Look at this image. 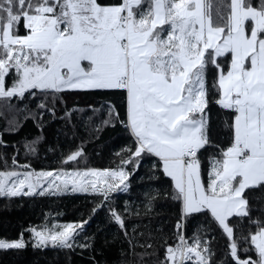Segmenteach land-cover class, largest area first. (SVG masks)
I'll return each instance as SVG.
<instances>
[{
	"label": "snow or ice",
	"instance_id": "snow-or-ice-1",
	"mask_svg": "<svg viewBox=\"0 0 264 264\" xmlns=\"http://www.w3.org/2000/svg\"><path fill=\"white\" fill-rule=\"evenodd\" d=\"M79 92L103 94V125L119 123L127 133V145L115 153L119 164L69 168L83 157L79 147L50 170L18 164L17 153L10 166L0 156V197L92 195L91 215L107 208L127 245L118 264H135L129 257L264 264V203L254 208L249 195L264 193V0H0V100H36L29 115L42 129L56 118V103ZM213 105L217 117L226 116L224 143L213 139ZM35 144L25 150L35 152ZM146 159L170 183L146 194L144 213L135 215H150L163 191L174 223L162 221L141 240L145 233L135 226L129 235L127 202L123 213L109 202L129 191V177ZM197 218L203 219L189 234ZM90 219L31 226L29 240L23 232L0 239V251L29 243L58 257L91 251L95 234L78 240ZM216 232L223 256L214 250Z\"/></svg>",
	"mask_w": 264,
	"mask_h": 264
},
{
	"label": "trees",
	"instance_id": "trees-1",
	"mask_svg": "<svg viewBox=\"0 0 264 264\" xmlns=\"http://www.w3.org/2000/svg\"><path fill=\"white\" fill-rule=\"evenodd\" d=\"M104 100L105 96L100 93H66L65 103H56V118L49 117L42 129L29 115L30 110L36 107V100H25L23 103L17 99L10 102L0 100V156L7 157L10 166L13 154L17 153L18 164H30L35 170H50L60 167L59 162L63 156L79 147L83 149V157L80 158L79 164H69V168L117 166L120 157L115 153L127 145L128 135L119 123L115 126L103 125L108 111ZM212 107L216 125L213 139L217 143H224L228 138L224 127L226 116L217 117V106ZM97 125L100 126L99 131L96 130ZM33 140L36 141V151L27 152L24 146ZM211 152L212 149L209 148L202 153L205 163ZM4 164L5 160L0 158V168H3ZM129 180V191L115 194L113 201L109 202L122 213L127 202L131 209V214H125L129 235L133 234L132 229L135 226L137 233H145V236L140 238L144 240L150 230L162 226V221L174 223V208L164 197L163 191L156 197L155 210L150 215H135L137 210L144 213L146 194H155V190L168 188L170 183L162 173L154 174L151 160H144ZM249 195L252 197L254 208L258 209L264 203V200L257 199L264 197V193ZM95 204L94 197L84 193L33 194L10 199L0 197V239L18 238L23 232L24 239L29 240L31 233L28 229L31 226L45 223L50 226L52 222L66 223L82 217L89 219L90 216L89 225L78 240L83 242L85 236L95 234L94 248L91 251H81L77 248L72 252L61 253L58 257L51 249L34 250L29 243L22 251H0V264H118L121 259L119 250L127 245L122 244L124 238L119 228L108 220L107 208L98 211L94 216L91 215ZM202 219L197 218L189 224V234ZM244 223L246 225V222ZM156 235L158 234L153 231V236ZM214 235V250L218 256H223L224 238L220 232ZM137 251L142 249L137 248ZM128 259H133L135 264H149L147 258Z\"/></svg>",
	"mask_w": 264,
	"mask_h": 264
},
{
	"label": "rangeland",
	"instance_id": "rangeland-1",
	"mask_svg": "<svg viewBox=\"0 0 264 264\" xmlns=\"http://www.w3.org/2000/svg\"><path fill=\"white\" fill-rule=\"evenodd\" d=\"M61 193H72V192H60V193L50 192V193H47V194H61Z\"/></svg>",
	"mask_w": 264,
	"mask_h": 264
}]
</instances>
